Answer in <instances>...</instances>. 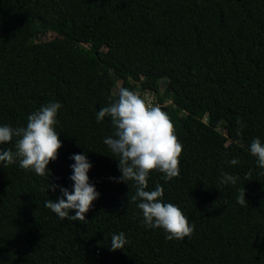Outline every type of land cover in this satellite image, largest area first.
<instances>
[{
    "label": "trees",
    "instance_id": "16d2710c",
    "mask_svg": "<svg viewBox=\"0 0 264 264\" xmlns=\"http://www.w3.org/2000/svg\"><path fill=\"white\" fill-rule=\"evenodd\" d=\"M120 82L154 95L183 144L179 176L148 178L195 225L183 240L145 226L134 181L110 179L114 128L97 114ZM50 102L63 147L49 181L71 191V157L87 154L100 195L86 221L61 220L47 176L0 162V264H264V169L249 151L264 143V0H0V125L24 127Z\"/></svg>",
    "mask_w": 264,
    "mask_h": 264
},
{
    "label": "clouds",
    "instance_id": "9594fccd",
    "mask_svg": "<svg viewBox=\"0 0 264 264\" xmlns=\"http://www.w3.org/2000/svg\"><path fill=\"white\" fill-rule=\"evenodd\" d=\"M61 108L59 102H50L30 114L24 127L0 125V145H6L17 138L15 151L0 147V162L16 164L18 161L22 169L47 176L49 181L51 173L48 165L57 160L59 150L63 147L60 134L56 131L57 113ZM105 117H110L114 132L103 142L111 150L113 157H118L115 159L121 173L118 179H110L122 183L135 182L136 191L130 199L132 202L138 201L137 207L142 212L146 227L163 229L168 240L190 237L195 225L190 223L179 206L164 202V188L157 184L154 190H148V178L152 172L159 171L165 181L180 174L183 144L176 135L175 125L169 114L147 95L120 87L116 99L100 109L97 121H102ZM237 123H240L239 118ZM240 135L238 130L237 136ZM249 151L256 158L258 167L264 169V143L259 138H254ZM71 159L74 161L71 165L73 174L70 176L72 190L49 181L48 191L59 188L62 195L56 200L46 201L45 207L61 220L86 221V214L100 194L89 182L88 173L92 164L87 154H74ZM229 163L237 165L239 161L232 159ZM237 179L238 177L225 173L221 182L235 184ZM237 203L247 204L244 188L239 190ZM72 212L75 214L71 215ZM127 243L123 232L113 234L110 249L113 252L123 250Z\"/></svg>",
    "mask_w": 264,
    "mask_h": 264
},
{
    "label": "rangeland",
    "instance_id": "374dc122",
    "mask_svg": "<svg viewBox=\"0 0 264 264\" xmlns=\"http://www.w3.org/2000/svg\"><path fill=\"white\" fill-rule=\"evenodd\" d=\"M55 37V34H53V33H50L49 35H47L46 37H43L42 39L43 40H45V41H48V40H51V39H53ZM121 82L119 83V85H118V88L115 90V94H118V89L120 88V86H121ZM165 90H166V87L165 86H163L162 87V93H164L165 92ZM147 96L153 101V102H155L156 100H157V98L154 96V95H149V94H147ZM171 103V101H169L168 103H167V105L168 104H170ZM229 148L230 149H234V143H232V142H230L229 143Z\"/></svg>",
    "mask_w": 264,
    "mask_h": 264
},
{
    "label": "built area",
    "instance_id": "2783aa9c",
    "mask_svg": "<svg viewBox=\"0 0 264 264\" xmlns=\"http://www.w3.org/2000/svg\"><path fill=\"white\" fill-rule=\"evenodd\" d=\"M153 102V101H152Z\"/></svg>",
    "mask_w": 264,
    "mask_h": 264
}]
</instances>
